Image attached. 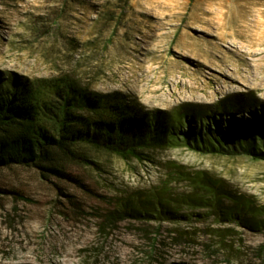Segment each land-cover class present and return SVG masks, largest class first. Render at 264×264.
<instances>
[{"label":"rangeland","instance_id":"rangeland-1","mask_svg":"<svg viewBox=\"0 0 264 264\" xmlns=\"http://www.w3.org/2000/svg\"><path fill=\"white\" fill-rule=\"evenodd\" d=\"M0 74L67 75L148 110L214 106L229 95L261 110L264 0H0ZM151 157L98 153L95 165L70 167L64 179L0 169V264H264V222H221L182 203L175 218L131 209L137 196L188 194L176 165L264 205V160L186 146Z\"/></svg>","mask_w":264,"mask_h":264},{"label":"trees","instance_id":"trees-1","mask_svg":"<svg viewBox=\"0 0 264 264\" xmlns=\"http://www.w3.org/2000/svg\"><path fill=\"white\" fill-rule=\"evenodd\" d=\"M251 105H256L251 97L229 95L214 106L148 110L122 91H94L67 75L28 80L0 74V169L23 167L44 180L64 179L70 167L95 165L98 153L154 162L155 151L172 146L264 160V109ZM174 168L172 174L187 180L190 192L173 199L160 192L137 196L131 209L138 216L175 218L173 207L182 203L208 208L221 222L251 228L264 222L255 220L264 218V205L231 192L222 179L205 170Z\"/></svg>","mask_w":264,"mask_h":264}]
</instances>
